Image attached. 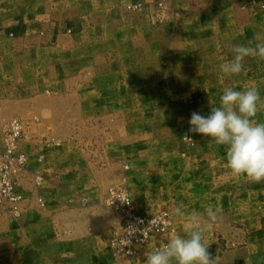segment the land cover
Segmentation results:
<instances>
[{"label":"rangeland","instance_id":"rangeland-1","mask_svg":"<svg viewBox=\"0 0 264 264\" xmlns=\"http://www.w3.org/2000/svg\"><path fill=\"white\" fill-rule=\"evenodd\" d=\"M23 2L0 0V18L14 14L11 7L17 10ZM243 2L249 6L238 14V29H229L235 21L227 23L228 17H224L225 22H219L227 28H208L207 23L201 29L199 24L185 28L183 13L178 12L177 21L164 28H132L118 34L120 30H116L113 33L116 37L111 40L121 44L97 46L91 61L86 57L76 61L71 52L64 55L49 52L52 59L48 65H42L47 68L48 90H51L49 106L44 110H28L27 103L19 107L5 102V86L21 80L23 75L3 62L0 64V152L4 149L2 136L12 119L22 121L27 136L36 123L55 117L58 111L71 115L73 110H56L63 102L62 86L75 84L73 76L62 79V67L71 72L87 68L108 71L107 74L113 75L106 79L122 81L117 92L76 95L81 102L94 99L96 110H78L82 116L91 117V121L75 126V162L84 163L86 171H95L101 181L92 197L103 198L104 206L119 225L109 242L114 254L125 257L117 253V243L123 235L121 217L108 205L110 192L117 190L129 194L143 215L169 214L171 224L165 228L164 236L152 238L148 243L157 240L163 245L172 234H184L186 223L175 214L177 207L183 212L200 213L206 224L208 219L204 213L212 206L219 209V218L213 229L206 231L205 239L218 264H264V182L250 183L233 177L225 166V146L191 133L188 123L194 111L209 114L211 103L219 104L226 86L242 91L255 85L264 101V60L246 58L241 74L225 78L223 82L219 79L220 65L232 59L234 45L264 37V0ZM126 10L136 18L141 8ZM197 29L199 37L213 38L212 42L193 43L190 33ZM35 64L32 71L40 66L38 61ZM117 72L120 75L115 76ZM33 104L37 106L38 102ZM263 117L264 107L259 108L254 120L262 123ZM57 123H52V134L37 141L38 145L49 149L60 145L61 127ZM24 139L21 149L25 146ZM29 159L28 155L27 163ZM37 159L43 164L42 155ZM33 180L38 186L45 178L35 172ZM18 191L25 196L20 179ZM83 196L82 205H86L88 195ZM20 207V215L11 217H23L25 203Z\"/></svg>","mask_w":264,"mask_h":264},{"label":"crops","instance_id":"crops-1","mask_svg":"<svg viewBox=\"0 0 264 264\" xmlns=\"http://www.w3.org/2000/svg\"><path fill=\"white\" fill-rule=\"evenodd\" d=\"M240 1L24 0L17 10L11 7L14 14L0 18V64L6 62L8 67L23 75L21 80L5 86V102L19 107L27 103L28 110H44L49 106L51 90H48L47 68H42L52 59L49 52L63 55L71 52L76 61L84 57L91 61L97 46L121 44L111 40L116 37L113 34L116 30H120L118 34L132 28H164L177 21L178 12L183 13L185 28L199 24L201 29L203 23H207L208 28H227L219 22H225L224 17H228L227 23L235 21L229 29H238V14L249 6ZM158 2L163 3L162 9ZM132 4L141 5L136 18L129 16L126 10ZM199 29L192 30L191 41L212 42L213 38L199 37ZM36 61L40 66L32 71ZM61 69L62 79L73 76L75 84L62 86L63 102L56 110L73 111L71 115L58 111L55 117L36 123L25 135L22 149L30 159L20 184L28 199L23 217L14 219L9 213H3L0 219V264H144L146 254L162 246L161 242L152 240L139 247L131 257H117L109 242L119 225L104 206L103 198L92 197L101 181L95 171H86L84 163L75 162V126L91 121V117L82 116L78 110H96L94 99L81 102L76 95L117 92L122 81L106 79L113 74L105 70L87 68L71 72ZM118 75L120 72L115 76ZM52 123L61 127L58 135L62 141L55 149L37 144L52 134ZM102 153H106L105 150ZM40 155L44 158L43 164L37 159ZM80 156H83L81 152ZM35 172L45 178L38 186L33 180ZM40 195L44 207L37 202ZM83 195H88L86 205H82Z\"/></svg>","mask_w":264,"mask_h":264},{"label":"clouds","instance_id":"clouds-1","mask_svg":"<svg viewBox=\"0 0 264 264\" xmlns=\"http://www.w3.org/2000/svg\"><path fill=\"white\" fill-rule=\"evenodd\" d=\"M232 53V59L220 65L221 82L241 74L245 70L246 58L264 60V37L248 44L234 45ZM211 105L207 115L191 113L189 131L210 138L218 146H225V166L233 177L244 178L250 183L264 182V123L254 120L259 108L264 107L258 87L250 85L238 91L226 86L222 89L219 104ZM174 211L185 220L184 234L174 233L162 246L149 251L144 264H218L217 257L209 251L205 233L211 231L218 221L219 209L206 208V224L200 213L183 212L181 207Z\"/></svg>","mask_w":264,"mask_h":264},{"label":"built area","instance_id":"built-area-1","mask_svg":"<svg viewBox=\"0 0 264 264\" xmlns=\"http://www.w3.org/2000/svg\"><path fill=\"white\" fill-rule=\"evenodd\" d=\"M159 5L163 6L162 3ZM140 8V4L128 6L131 10ZM24 128L20 119H12L2 136L4 149L0 152V219L3 213L19 216L20 204L27 201L18 191L19 179L28 161V154L20 147L25 138ZM37 202L41 207L45 206L41 196H38ZM108 205L121 217L123 235L118 240L117 253L125 257L135 255L137 248L144 246L150 239L164 236L165 228L171 224L167 212L152 216L139 213L129 194L123 191L112 190Z\"/></svg>","mask_w":264,"mask_h":264}]
</instances>
